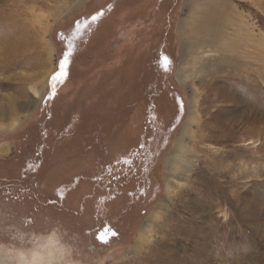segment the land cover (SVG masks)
I'll use <instances>...</instances> for the list:
<instances>
[{
    "label": "rangeland",
    "instance_id": "rangeland-1",
    "mask_svg": "<svg viewBox=\"0 0 264 264\" xmlns=\"http://www.w3.org/2000/svg\"><path fill=\"white\" fill-rule=\"evenodd\" d=\"M217 1L203 56L187 0H0V256L55 229L76 264H264V0Z\"/></svg>",
    "mask_w": 264,
    "mask_h": 264
},
{
    "label": "bare ground",
    "instance_id": "bare-ground-1",
    "mask_svg": "<svg viewBox=\"0 0 264 264\" xmlns=\"http://www.w3.org/2000/svg\"><path fill=\"white\" fill-rule=\"evenodd\" d=\"M218 2H221V1H217V0H187V5L191 11L190 16L197 15V16H195L196 20H194V23H195L194 29L197 30V32L198 31L202 32L203 36L202 37L201 36L200 37L194 36L193 38H191V40L188 41L189 43L182 41V52L183 53H184L185 49L187 48L186 46H190L191 48L195 46L197 48L202 49L201 54L203 56H209L210 52L212 51L211 48L213 46H216V44L219 42L220 43H222V42L226 43V40H228V37H230L231 35H233L235 33V32H233V34L230 32L225 33V28H227V19L225 18V16L229 12V10L225 9V10L220 12L218 9V6H220L219 5L220 3H218ZM221 6H223V4H221ZM225 8H228V7H225ZM234 21H235V19H234ZM180 24H181V27L183 28L181 21H179V27H180ZM244 33H245V31H244ZM207 46L209 47L208 49H206ZM224 60H225L224 55H220L214 62H210V63L204 62L201 66L202 67L201 69L205 70L209 66H213V67L217 68V67H219L217 65V63L219 61L223 62ZM200 61L203 62V59H200ZM175 75L181 84H183V85L188 84V77L189 76L187 75V71L185 70L184 66H180ZM2 110L3 109H0V111H2ZM193 114H194L193 113V107H191L190 116H189V118L185 124L187 126H184L183 134H185L186 130L188 129L187 127H188L189 122L193 119ZM10 125H14V124L10 123ZM0 151L3 153L6 152L7 151L6 146L1 145ZM187 151L188 150L186 149V147L182 143V136H179L176 140V145H175V148L172 152V155L166 160V166L169 170V172L167 174V179H166V184H167L168 188H169L174 176L178 173H180V174L184 173L189 168V165L192 163V161L189 162V160L187 159V154H188ZM189 155L191 156V154H189ZM148 220H150V218H148ZM18 253H19V251L17 252V254ZM13 258H14L13 256H3L2 255V256H0V261H3L4 264H8V262L10 260H12Z\"/></svg>",
    "mask_w": 264,
    "mask_h": 264
},
{
    "label": "clouds",
    "instance_id": "clouds-1",
    "mask_svg": "<svg viewBox=\"0 0 264 264\" xmlns=\"http://www.w3.org/2000/svg\"><path fill=\"white\" fill-rule=\"evenodd\" d=\"M24 240L23 233H17L14 237ZM0 264H4L0 261ZM8 264H76L73 260V248L65 243L57 230L48 233L33 234L30 246L21 249Z\"/></svg>",
    "mask_w": 264,
    "mask_h": 264
},
{
    "label": "snow or ice",
    "instance_id": "snow-or-ice-1",
    "mask_svg": "<svg viewBox=\"0 0 264 264\" xmlns=\"http://www.w3.org/2000/svg\"><path fill=\"white\" fill-rule=\"evenodd\" d=\"M96 19H97V16L91 17L92 21H95ZM79 27H80V25H77V30H79ZM71 54H72V45H71V43H69L68 51L64 53L63 59H61L59 61V70L56 71L51 77L53 84H55L57 82H63L64 78L67 76V67L69 64V57L71 56ZM109 231H111V230L109 229ZM112 235L115 236L116 233L112 232ZM98 238H101V237L98 236ZM101 239H102V242H104V243L107 242L106 239H103V238H101Z\"/></svg>",
    "mask_w": 264,
    "mask_h": 264
}]
</instances>
